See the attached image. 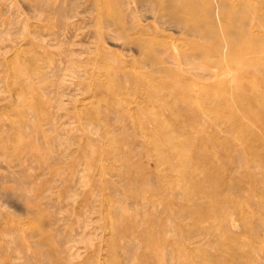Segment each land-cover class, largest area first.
<instances>
[{"label": "rangeland", "instance_id": "rangeland-1", "mask_svg": "<svg viewBox=\"0 0 264 264\" xmlns=\"http://www.w3.org/2000/svg\"><path fill=\"white\" fill-rule=\"evenodd\" d=\"M0 264H264V0H0Z\"/></svg>", "mask_w": 264, "mask_h": 264}, {"label": "bare ground", "instance_id": "bare-ground-1", "mask_svg": "<svg viewBox=\"0 0 264 264\" xmlns=\"http://www.w3.org/2000/svg\"><path fill=\"white\" fill-rule=\"evenodd\" d=\"M223 1V0H222ZM166 7V6H165ZM175 7V6H174ZM179 9H185V6H179V7H177L175 10H172V12L174 13L175 11L177 12ZM245 10V9H244ZM223 14V13H222ZM200 25V24H199ZM197 25V30L199 31V32H201L202 34H203V36H204V38L205 39H209L210 38V35L209 34H207L208 32L205 30V29H203L202 28V26L200 25ZM240 27V26H239ZM194 28H195V26H194ZM192 31H194V30H192ZM207 33H206V32ZM197 32V31H196ZM193 33V32H192ZM198 33V32H197ZM197 33H195V34H197ZM200 34V33H199ZM222 34V33H221ZM197 36H199V35H197ZM213 37V36H212ZM211 37V38H212ZM236 37H237V35H236ZM203 39V38H202ZM237 50V49H236ZM254 52V51H253ZM258 62V61H257ZM260 63V62H259Z\"/></svg>", "mask_w": 264, "mask_h": 264}]
</instances>
